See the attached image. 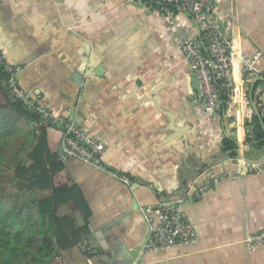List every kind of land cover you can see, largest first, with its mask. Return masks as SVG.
<instances>
[{
	"label": "crops",
	"instance_id": "1",
	"mask_svg": "<svg viewBox=\"0 0 264 264\" xmlns=\"http://www.w3.org/2000/svg\"><path fill=\"white\" fill-rule=\"evenodd\" d=\"M214 2L224 33L242 53L260 51L264 71V0ZM201 34L186 13L176 11L170 23L142 0H0V45L17 83L53 117L77 118L104 144L101 166L65 160L60 130L46 128L48 151L63 164L54 181L78 186L89 209L86 223L104 243L89 247L82 236L80 244L60 251L59 263L104 264L107 250L140 248L147 232L140 208L186 196L204 169H231L240 155L263 158L264 81L239 76L234 102L206 112L179 49L181 39ZM89 60L103 68L100 75L85 72ZM5 83L0 81L1 105L14 100ZM19 126L22 140L31 125ZM226 138L234 142L235 156L223 149ZM73 202L58 205L57 214L74 218ZM181 210L193 240L139 250V264H264V244L249 249L245 242L264 229V166L257 174L221 179L201 197L185 199Z\"/></svg>",
	"mask_w": 264,
	"mask_h": 264
},
{
	"label": "built area",
	"instance_id": "2",
	"mask_svg": "<svg viewBox=\"0 0 264 264\" xmlns=\"http://www.w3.org/2000/svg\"><path fill=\"white\" fill-rule=\"evenodd\" d=\"M155 7L172 23L176 11L189 15L202 30L198 38H183L179 49L188 61L191 70L196 74L200 102L206 112L219 108L221 102L233 103L235 86L239 76L249 75L264 81V71L258 60L261 52L252 55L242 53L220 27V16L214 0H143ZM0 65L7 75L6 85L12 98L19 100L25 108L36 112L41 118L50 121L61 132L62 151L68 157L78 158L94 166H101L103 141L92 135L83 127L75 126L61 118L53 117L52 113L42 106L36 98L29 96L17 83L14 68L9 62L0 45ZM220 92L222 98L220 97ZM260 112L264 117V105ZM35 126L39 122L34 123ZM235 167L216 171L213 168L204 169L193 178L186 196L170 197L169 199L150 207H142L147 224V232L140 247L141 253L175 245L188 244L193 240L190 224L186 222L181 210L185 199H196L225 177H236L247 174H257L264 166L263 158L253 162L240 156L233 158ZM122 182L129 183L128 177L113 173ZM249 249H255L264 244V229L250 234L245 238ZM57 264L59 260H56ZM87 264H92L88 261Z\"/></svg>",
	"mask_w": 264,
	"mask_h": 264
},
{
	"label": "trees",
	"instance_id": "3",
	"mask_svg": "<svg viewBox=\"0 0 264 264\" xmlns=\"http://www.w3.org/2000/svg\"><path fill=\"white\" fill-rule=\"evenodd\" d=\"M6 78L0 65V81ZM20 121L31 125L22 140ZM49 126L56 127L19 100L0 104V177L7 176L3 181L10 184L7 192H1L0 180V264H56L54 257L62 249L80 244L83 238L84 227L76 228L71 215L59 216L53 207V198L56 208L74 201L85 220L89 214L77 185L54 181L63 164L48 151ZM223 149L235 156L231 139L223 140Z\"/></svg>",
	"mask_w": 264,
	"mask_h": 264
},
{
	"label": "water",
	"instance_id": "4",
	"mask_svg": "<svg viewBox=\"0 0 264 264\" xmlns=\"http://www.w3.org/2000/svg\"><path fill=\"white\" fill-rule=\"evenodd\" d=\"M102 69L103 68L100 65L94 66L92 63V60H89V64H88L87 68L85 69V72L87 74L100 75V72H102ZM89 78H90V76H89ZM190 78H191L192 91L196 93V95L198 96V99L200 100V89H199V84H198L196 74L194 72H191ZM73 79L75 80V82L77 84H79L80 81L82 80V77L79 73H76V74H74ZM258 79H260V78H258ZM260 80H262V79H260ZM9 97H12V96L10 95ZM72 111L73 110H71V112ZM68 122L72 123L75 126L81 127L77 118L76 119L71 118V120H68ZM183 136L185 137V135H183ZM60 150H61L62 157L65 160H67L68 156L62 151V146L59 149V151ZM240 157L244 158L242 155H240ZM54 191H55V189L53 188L52 193H54ZM74 204H75V202H73V205ZM53 207H54V209L56 208L54 198H53ZM74 218H75L77 226L82 227L84 225H87V229L83 231L82 236L84 237V241L86 242V244L89 247H94L97 244L101 247L104 245V243H102L100 241L103 239V237L102 238L99 237L100 235L102 236V233L101 232L97 233L96 232L97 230L94 231L92 229V227L86 223V220L83 218L82 213L80 212V210L77 207H74ZM139 250H140V248H136L133 251H129L128 253L116 251L113 249L107 250L105 255L101 257V260H103L104 264H139L140 263V256L142 255L139 253ZM94 253L99 254V250L95 249Z\"/></svg>",
	"mask_w": 264,
	"mask_h": 264
},
{
	"label": "rangeland",
	"instance_id": "5",
	"mask_svg": "<svg viewBox=\"0 0 264 264\" xmlns=\"http://www.w3.org/2000/svg\"><path fill=\"white\" fill-rule=\"evenodd\" d=\"M226 103V102H225ZM7 179V176H5V175H2L1 177H0V180H2V189H1V192H7L8 190H9V188H10V184L7 182V181H3V180H6ZM57 259H59V256H55L54 257V263H56V260ZM88 261H90L91 262V260L90 259H86L85 260V262H84V264H87L88 263ZM92 263V262H91ZM57 264V263H56Z\"/></svg>",
	"mask_w": 264,
	"mask_h": 264
}]
</instances>
